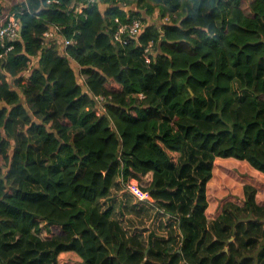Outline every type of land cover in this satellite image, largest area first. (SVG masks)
I'll return each mask as SVG.
<instances>
[{
  "label": "trees",
  "instance_id": "1",
  "mask_svg": "<svg viewBox=\"0 0 264 264\" xmlns=\"http://www.w3.org/2000/svg\"><path fill=\"white\" fill-rule=\"evenodd\" d=\"M46 1L0 0V30L22 23L0 61V264H264L254 186L209 219L234 187L218 160L264 175V0H99L85 16ZM116 18L142 21L137 40L113 42ZM50 25L77 41L68 56L43 49ZM120 184L176 222V250L102 206Z\"/></svg>",
  "mask_w": 264,
  "mask_h": 264
},
{
  "label": "rangeland",
  "instance_id": "2",
  "mask_svg": "<svg viewBox=\"0 0 264 264\" xmlns=\"http://www.w3.org/2000/svg\"><path fill=\"white\" fill-rule=\"evenodd\" d=\"M154 20L156 22L161 21L158 14H154L151 17L150 21ZM215 169L217 170L216 184L219 185L229 178L234 182V187L225 197H219L213 192L215 203L209 212L210 220L218 217L225 204H239L243 194V187L247 184L257 189V201L264 206L263 174L252 169L247 163L236 160H218L215 164ZM142 202L135 198L128 188L124 189L123 184H120L115 186L110 199L102 201V206L106 208L114 204L116 216L120 218L130 236L144 237L146 244V240L153 234L154 240L166 242L171 249L176 250L181 242L176 222L164 217L163 213L156 211L149 204L145 205V209L137 210L136 203L140 204ZM69 260L67 259V261Z\"/></svg>",
  "mask_w": 264,
  "mask_h": 264
},
{
  "label": "built area",
  "instance_id": "3",
  "mask_svg": "<svg viewBox=\"0 0 264 264\" xmlns=\"http://www.w3.org/2000/svg\"><path fill=\"white\" fill-rule=\"evenodd\" d=\"M99 0H71L69 9L74 12L75 15L85 16V12L94 7ZM60 6V0H47L46 6ZM167 20V19H166ZM117 24L116 29L113 33V42L120 43L122 45H127L131 43L132 40H137L139 34L142 32L143 23L140 19H131L128 18L126 22H122L119 18L115 19ZM22 33V23L21 19L18 16V12H12L9 15V20L7 25L0 30V61L7 60L9 54L14 51L15 43L21 40ZM55 46L59 49V54L62 56H68V49L70 47L76 46L77 41L72 37L68 38L64 35V29L57 25H50L47 30L43 33L42 36V46L43 49L52 46ZM153 44H149L146 53V61L151 62L149 53ZM42 56V51L35 57H31L28 61V69L22 74V77L25 79V82H29V76L31 70H33L40 62ZM141 99L144 98L142 94L139 95ZM130 192L133 196L141 201H147L145 195L142 194L136 188H132Z\"/></svg>",
  "mask_w": 264,
  "mask_h": 264
}]
</instances>
